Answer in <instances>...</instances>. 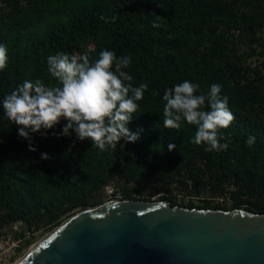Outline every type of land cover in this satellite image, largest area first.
Returning a JSON list of instances; mask_svg holds the SVG:
<instances>
[{
    "label": "trees",
    "instance_id": "1",
    "mask_svg": "<svg viewBox=\"0 0 264 264\" xmlns=\"http://www.w3.org/2000/svg\"><path fill=\"white\" fill-rule=\"evenodd\" d=\"M0 5V43L8 56L0 70V98L25 79L59 86L47 65L57 52L87 53L92 62L102 49L128 55L131 64L122 70L133 76L130 83L148 85L128 124L140 130L139 138L121 139L116 149L105 151L74 133L57 136L63 118L53 128L21 137L20 126L0 107L1 227L17 223L20 234L24 228L50 230L96 204L92 198L110 182L142 180L159 181L165 190L159 199L171 205L178 204L167 192L174 184L190 196L229 193L234 199L230 205L223 197L212 203L207 196L198 205L189 199L182 204L188 208L264 213V72L246 61L253 43L264 40V0H0ZM185 79L204 93L212 83L222 85L234 114L228 127L218 129L226 148L205 151L204 143L191 142L196 126L183 119L179 129L163 125L164 89ZM249 135L255 136L251 146L245 143ZM122 196L149 200L140 192Z\"/></svg>",
    "mask_w": 264,
    "mask_h": 264
},
{
    "label": "clouds",
    "instance_id": "2",
    "mask_svg": "<svg viewBox=\"0 0 264 264\" xmlns=\"http://www.w3.org/2000/svg\"><path fill=\"white\" fill-rule=\"evenodd\" d=\"M153 26L159 25L154 22ZM7 60V48L0 43V70ZM130 64V56L118 57L109 49H102L94 62L87 53L57 52L47 57V65L59 86H49L39 78L25 79L0 98V107L4 116L20 126L18 134L26 139L30 133L53 128L63 118L65 123L57 136L74 133L79 140L89 139L100 151L116 149L121 139L135 142L139 138L140 130L132 131L128 124L148 87L147 83H130L133 76L122 70ZM199 88L198 83L187 79L165 88L162 123L179 129L183 119L196 126L191 142L204 143L205 151H220L227 144L220 142L218 129L228 127L234 114L228 97L221 95L220 83L210 84L206 93ZM245 143L254 144L255 136L249 135ZM174 147L168 144L169 150ZM29 148L35 150L31 144ZM41 158H48V153L42 152Z\"/></svg>",
    "mask_w": 264,
    "mask_h": 264
},
{
    "label": "water",
    "instance_id": "3",
    "mask_svg": "<svg viewBox=\"0 0 264 264\" xmlns=\"http://www.w3.org/2000/svg\"><path fill=\"white\" fill-rule=\"evenodd\" d=\"M15 264H264V213L109 200L65 218Z\"/></svg>",
    "mask_w": 264,
    "mask_h": 264
},
{
    "label": "rangeland",
    "instance_id": "4",
    "mask_svg": "<svg viewBox=\"0 0 264 264\" xmlns=\"http://www.w3.org/2000/svg\"><path fill=\"white\" fill-rule=\"evenodd\" d=\"M263 37H264V33H263ZM253 50L254 51L248 50L250 54L247 56L246 61L251 66H258L264 72V65L262 64V61L264 60V54L259 53L260 51L264 50V40L262 43L261 42L253 43ZM124 192H127L132 195H137L140 192L142 196L149 199L146 201H159L161 194H164L165 190L162 188L160 182L156 180L154 181L142 180L140 183L110 182L107 186H105L103 189H101L99 192H97L94 195L92 200L96 204H93L89 207L99 205L109 200H127L124 199V197L122 196ZM167 192H171L172 196H174V198L176 199V203H178L176 205H180V206H183L182 204L186 203L189 199H191L195 205L202 204L201 199L207 196L211 197L210 199L212 203H214L216 200H220L222 197L225 199L227 205H230L234 201V199L230 196L229 193L219 195V197L218 196L212 197L210 196L209 193L201 194L200 198L198 196H190L185 194V191L181 190L179 187H176V185L174 184L169 187V190ZM52 229L48 230V229H44L43 227L39 228L37 231H35L37 237L32 244L34 243L36 244ZM19 234L20 231L17 229L0 226V241L6 243L5 244L6 246H12V243L14 242V238L17 237V235ZM15 263L16 262H14V260L11 261L4 260L0 264H15Z\"/></svg>",
    "mask_w": 264,
    "mask_h": 264
},
{
    "label": "built area",
    "instance_id": "5",
    "mask_svg": "<svg viewBox=\"0 0 264 264\" xmlns=\"http://www.w3.org/2000/svg\"><path fill=\"white\" fill-rule=\"evenodd\" d=\"M13 229L20 230V227L15 223ZM36 237L34 232L24 228L22 233L14 238L12 246H6V243L0 241V263L4 260L17 262L30 249ZM28 240L30 241L29 244L27 243Z\"/></svg>",
    "mask_w": 264,
    "mask_h": 264
},
{
    "label": "bare ground",
    "instance_id": "6",
    "mask_svg": "<svg viewBox=\"0 0 264 264\" xmlns=\"http://www.w3.org/2000/svg\"><path fill=\"white\" fill-rule=\"evenodd\" d=\"M36 244H37V243H36ZM36 244H33V246H35ZM33 246H31V248H32Z\"/></svg>",
    "mask_w": 264,
    "mask_h": 264
}]
</instances>
